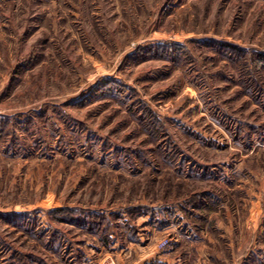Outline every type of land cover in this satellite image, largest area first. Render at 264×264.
Listing matches in <instances>:
<instances>
[{
  "label": "rangeland",
  "instance_id": "obj_1",
  "mask_svg": "<svg viewBox=\"0 0 264 264\" xmlns=\"http://www.w3.org/2000/svg\"><path fill=\"white\" fill-rule=\"evenodd\" d=\"M264 0H0V264H264Z\"/></svg>",
  "mask_w": 264,
  "mask_h": 264
},
{
  "label": "trees",
  "instance_id": "obj_2",
  "mask_svg": "<svg viewBox=\"0 0 264 264\" xmlns=\"http://www.w3.org/2000/svg\"><path fill=\"white\" fill-rule=\"evenodd\" d=\"M264 60V59H263Z\"/></svg>",
  "mask_w": 264,
  "mask_h": 264
}]
</instances>
